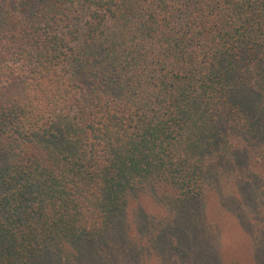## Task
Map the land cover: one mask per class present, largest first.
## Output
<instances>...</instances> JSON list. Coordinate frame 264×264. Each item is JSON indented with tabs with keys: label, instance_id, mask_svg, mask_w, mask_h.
I'll return each instance as SVG.
<instances>
[{
	"label": "trees",
	"instance_id": "obj_1",
	"mask_svg": "<svg viewBox=\"0 0 264 264\" xmlns=\"http://www.w3.org/2000/svg\"><path fill=\"white\" fill-rule=\"evenodd\" d=\"M255 152L264 0H0V264H264Z\"/></svg>",
	"mask_w": 264,
	"mask_h": 264
},
{
	"label": "rangeland",
	"instance_id": "obj_2",
	"mask_svg": "<svg viewBox=\"0 0 264 264\" xmlns=\"http://www.w3.org/2000/svg\"><path fill=\"white\" fill-rule=\"evenodd\" d=\"M249 157L247 166L260 177L259 187L263 190L257 218L261 227L264 225V155L255 152ZM206 208L207 219L218 227V240L211 244L207 254L211 256L216 252L222 264H254L255 246L246 228L230 212L221 211L214 199L208 197Z\"/></svg>",
	"mask_w": 264,
	"mask_h": 264
}]
</instances>
